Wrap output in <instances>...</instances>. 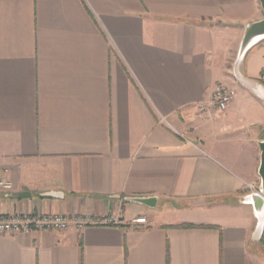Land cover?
Listing matches in <instances>:
<instances>
[{
    "label": "crops",
    "instance_id": "obj_1",
    "mask_svg": "<svg viewBox=\"0 0 264 264\" xmlns=\"http://www.w3.org/2000/svg\"><path fill=\"white\" fill-rule=\"evenodd\" d=\"M263 18L260 0H0V216L122 217L0 233V264H264L241 202L261 181L264 37L239 61ZM218 84L237 92L222 112Z\"/></svg>",
    "mask_w": 264,
    "mask_h": 264
},
{
    "label": "built area",
    "instance_id": "obj_2",
    "mask_svg": "<svg viewBox=\"0 0 264 264\" xmlns=\"http://www.w3.org/2000/svg\"><path fill=\"white\" fill-rule=\"evenodd\" d=\"M236 90L224 84L215 86L210 104L216 108L217 111H225L231 102L236 97ZM200 109H204L202 105ZM163 121H167L165 116H162ZM182 136L184 134L180 133ZM245 190L250 192H259L260 186L250 181L243 182ZM13 183L5 178L0 179V189L12 190ZM122 221V217L116 213L106 214L102 217L94 219L87 215H68L63 213H25V214H11L7 216H0V233L2 234H20L28 233L30 231H50V230H67L71 226L82 229L90 224H105L116 225ZM133 225L147 226L149 224L147 215H139L131 220Z\"/></svg>",
    "mask_w": 264,
    "mask_h": 264
},
{
    "label": "water",
    "instance_id": "obj_3",
    "mask_svg": "<svg viewBox=\"0 0 264 264\" xmlns=\"http://www.w3.org/2000/svg\"><path fill=\"white\" fill-rule=\"evenodd\" d=\"M261 6L264 10V0H260ZM264 37V18L251 23L245 31L244 37L239 51V61L243 58L244 54L248 48L255 43L257 40ZM262 150L261 162L259 167L260 175V188L259 192L246 193L241 202L252 204L254 207L255 215L257 217V227L253 233L252 239L261 242L262 236L264 234V142L260 143ZM50 196H57V192L48 193ZM26 193H21L20 197H26ZM126 200L145 205L149 208H155L157 203V198L155 196L150 197H127Z\"/></svg>",
    "mask_w": 264,
    "mask_h": 264
},
{
    "label": "trees",
    "instance_id": "obj_4",
    "mask_svg": "<svg viewBox=\"0 0 264 264\" xmlns=\"http://www.w3.org/2000/svg\"><path fill=\"white\" fill-rule=\"evenodd\" d=\"M203 227H206V226H203ZM261 243L264 244V234L262 236Z\"/></svg>",
    "mask_w": 264,
    "mask_h": 264
}]
</instances>
